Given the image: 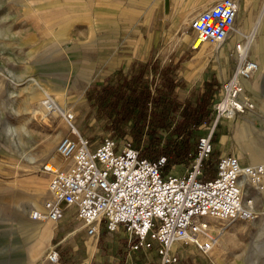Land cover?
<instances>
[{"label":"rangeland","instance_id":"obj_1","mask_svg":"<svg viewBox=\"0 0 264 264\" xmlns=\"http://www.w3.org/2000/svg\"><path fill=\"white\" fill-rule=\"evenodd\" d=\"M68 1L55 0L50 7L65 9ZM91 1L92 5L87 2L91 16L86 18L90 26L95 23L91 31L54 32L51 27L47 32L43 28L49 29L48 19L45 21L39 13L22 18L24 21L21 23H17V17L5 16L9 11L26 8L39 10L42 6L26 0H0V264H46L45 255L54 246L60 256L62 245L52 242L50 234L36 233L25 239L20 226L39 222L31 221L29 213L38 208L33 206L34 203L41 205L48 195L49 176L43 172L42 165L56 152L60 139L69 130L59 112H46L41 107L40 101L45 93L53 97L59 109L74 113L79 132L94 145L106 136L118 141L130 139L135 144L131 133L133 123L129 121L122 131L115 130L113 119L103 116L90 98L91 87L109 81L114 83L120 74H128L137 65H146L149 70L154 62L159 64L157 71L171 65L177 79L179 64L192 60L195 71L201 76H209L208 82L214 83L211 102L207 107L208 123L194 131L189 141L192 150L197 137L209 132L212 104L219 86L235 69L233 47L223 57L215 50H207L201 55L196 51L192 53L191 42L195 33L190 29L189 22L198 11L204 9H194L198 4L195 0L179 3L174 7V15L162 12L160 17L147 14L143 18L116 15L99 17L94 15L96 4L120 5V2L126 1ZM85 3L86 0L82 2ZM129 4L132 5V2ZM251 4L257 19L264 0H254ZM69 5L67 11L73 8L74 3L70 2ZM85 12L81 11L82 14ZM106 18L112 20V24ZM238 28L239 22L234 25V33ZM245 35L249 34L242 36ZM249 55L252 58L251 45ZM212 70H215L220 82ZM148 72L149 79L156 84L159 76L151 70ZM87 75L89 82L85 80ZM177 82L178 98L186 102L190 93L202 91L207 81L199 87H189L185 81ZM259 84L258 98L264 102V77L260 78ZM151 87L154 88V84ZM246 92L253 99L249 85ZM237 119L238 115L230 125L220 119L217 121L212 133L213 153L208 161L210 168L224 151L238 157ZM256 133L262 135L264 130L257 127ZM163 137L167 140L170 134L166 132ZM142 143L140 140L139 146ZM187 165L188 159L169 169L174 168L181 173ZM260 195L258 193L255 197ZM256 205L258 214L254 220H214L211 226L218 242L209 253H202L191 244H180L174 248L179 256V264H264V221L260 220V214L264 212L262 198L256 199ZM211 251L214 252L212 255ZM152 260H155V256Z\"/></svg>","mask_w":264,"mask_h":264},{"label":"built area","instance_id":"obj_2","mask_svg":"<svg viewBox=\"0 0 264 264\" xmlns=\"http://www.w3.org/2000/svg\"><path fill=\"white\" fill-rule=\"evenodd\" d=\"M237 0H217L196 13L189 22L195 38L203 43L220 44L232 32L238 14ZM248 36L235 42L236 66L219 86L212 104L211 127L197 137L190 151L188 165L181 173L164 170L166 158L143 157L130 139L120 141L106 136L94 145L75 124V115L62 111L49 93L40 101L46 112H59L67 122L68 136H63L56 152L63 160L42 165L49 176L48 195L41 208L29 213L31 221L57 222L66 206H76V218L88 234L102 226L109 232L119 229L128 237V251L144 257L136 264H179L173 244L193 245L209 253L217 244L211 220L226 222L257 218L255 195L264 190V164L243 163L222 153L210 168L213 153L212 133L221 118L255 109L246 92L245 81L253 77L258 63L249 55ZM154 251L155 260L145 258ZM56 264V246L45 255Z\"/></svg>","mask_w":264,"mask_h":264},{"label":"trees","instance_id":"obj_3","mask_svg":"<svg viewBox=\"0 0 264 264\" xmlns=\"http://www.w3.org/2000/svg\"><path fill=\"white\" fill-rule=\"evenodd\" d=\"M158 68L156 62L149 70L146 65H137L128 74H120L114 83L93 85L89 96L103 116L113 119L115 130L122 131L131 121L134 146L140 147L141 155L150 160L164 156L163 169L167 170L189 159V141L194 131L208 123L207 107L214 83L205 82L202 91L191 92L183 102L178 98L175 69L171 65L163 66L160 71ZM150 70L159 76L156 84L149 79ZM166 132L170 134L167 140L163 137Z\"/></svg>","mask_w":264,"mask_h":264},{"label":"crops","instance_id":"obj_4","mask_svg":"<svg viewBox=\"0 0 264 264\" xmlns=\"http://www.w3.org/2000/svg\"><path fill=\"white\" fill-rule=\"evenodd\" d=\"M27 2L35 5L42 6L41 9L29 10H16V12L9 11L6 17H17V23L24 21L22 18H28L29 16H34L35 13L41 14L45 21L48 19V28H43V30L49 32L50 28L54 32H72L91 31L90 21L87 17L91 16V10L88 9L89 5H92L91 0H86L85 4H82L85 0H69L74 3L72 9L67 11V6L61 8L50 7V4L55 2V0H26ZM64 1V0H63ZM126 2H120V5H114L108 3V5L96 4L97 10L95 11L96 16L99 17H132V18H143L147 14L150 16H162V12L170 13L174 15V7L179 3H184L190 0H125ZM198 2L194 9L207 8L209 5L213 4L217 0H195ZM243 9L253 11L251 2L254 0H242ZM250 1V2H249ZM89 2V5H87ZM132 2V5L129 4ZM135 5H134V4ZM34 6V5H33ZM247 6V7H246ZM246 7V8H245ZM252 8V9H251ZM36 10V11H35ZM79 11V12H78ZM81 11H86L81 13ZM199 12V11H198ZM197 12V13H198ZM2 16V15H0ZM108 23L112 24V20L106 18ZM241 16H239V21ZM12 22V21H10ZM39 26V25H38ZM221 44V43H220ZM215 45L213 43H203L197 50H192V53L196 51L199 55L207 50H215L218 53L221 49H224L225 53L228 51L224 46ZM188 48V47H187ZM185 48V49H187ZM192 49V48H191ZM220 53V52H219ZM156 57L154 56L153 59ZM177 60V59H176ZM175 60V61H176ZM219 68V65L217 66ZM212 73L217 76L215 70ZM177 80L185 81L187 86L199 87L204 81H209V76H201L197 73L193 67V61H185L179 64V69L177 70ZM232 74V73H231ZM222 77V75H220ZM230 76V75H229ZM218 77V76H217ZM220 82V78H217ZM68 133L64 136H68ZM225 153V151L223 152ZM61 157L55 152L51 158L48 160L54 164L61 165ZM51 241L55 244L62 245L60 248V256L58 263L56 264H136L142 259L141 253L128 251V237L127 233L121 229L109 232L105 230L102 226L94 234H88L86 229L81 225L80 221L76 218V206H66L64 208L63 217L54 222L52 225ZM155 256L154 251L146 254L145 258L152 260ZM51 264V263H46Z\"/></svg>","mask_w":264,"mask_h":264},{"label":"bare ground","instance_id":"obj_5","mask_svg":"<svg viewBox=\"0 0 264 264\" xmlns=\"http://www.w3.org/2000/svg\"><path fill=\"white\" fill-rule=\"evenodd\" d=\"M239 4L238 14L236 17L235 23L239 22V28L234 33H231L227 40H225L220 44V46H224L226 49L232 48L234 43L240 42L242 35H248V44L251 45L252 50V58L258 63V70L249 80L245 81L246 86L249 85L250 91L252 92L253 101L256 106V110H247L240 114H238V119L235 123L236 136L238 142V157L242 160H247L249 163H263L264 164V134L256 133V128L261 127V130H264L262 123H264V102H260L258 98L259 95V82L260 78L264 77V6L261 7L258 13L257 19L254 17V14L251 10L243 9V1L237 0ZM250 2V1H249ZM262 5V4H261ZM247 7V6H246ZM245 7V8H246ZM252 9V8H251ZM239 16H241V20L239 21ZM256 20V21H255ZM186 38H191L190 36H185ZM192 39V38H191ZM190 39V40H191ZM193 46H199L200 39L198 37L194 38ZM215 44V43H213ZM219 56H225L224 49L219 51ZM88 75L85 77V80H89ZM251 80V81H250ZM89 82V81H88ZM248 83V84H247ZM248 88V87H247ZM63 108L64 103L62 102ZM235 116L231 115L228 118H221V122H225L227 124H232ZM222 142L225 141L222 137ZM246 157V158H245ZM34 157L32 158V160ZM41 194V193H38ZM45 194V193H44ZM256 199L262 198V203L264 205V190L261 192L260 196H256ZM34 207L41 208V205L33 204ZM22 207V206H21ZM264 209V208H263ZM24 210V209H23ZM25 211V210H24ZM27 211V210H26ZM23 212V211H22ZM261 213V212H260ZM261 222L264 221V212L260 214ZM214 223V220H211ZM260 222V223H261ZM219 224V223H218ZM53 224L50 221H42L39 222H31V223H23L20 224L21 229L24 232V238L29 239L36 233L42 235H51ZM216 226V225H215ZM179 244L174 243L173 249L178 247ZM215 246V244H214ZM211 251V255H212Z\"/></svg>","mask_w":264,"mask_h":264}]
</instances>
